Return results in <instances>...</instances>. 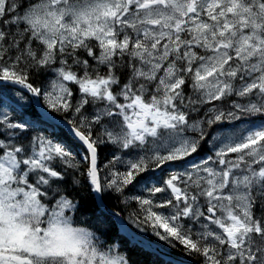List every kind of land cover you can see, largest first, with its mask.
<instances>
[{"label":"snow or ice","instance_id":"1","mask_svg":"<svg viewBox=\"0 0 264 264\" xmlns=\"http://www.w3.org/2000/svg\"><path fill=\"white\" fill-rule=\"evenodd\" d=\"M0 264H264V0H0Z\"/></svg>","mask_w":264,"mask_h":264},{"label":"trees","instance_id":"2","mask_svg":"<svg viewBox=\"0 0 264 264\" xmlns=\"http://www.w3.org/2000/svg\"><path fill=\"white\" fill-rule=\"evenodd\" d=\"M126 240L127 238L122 237V242H126ZM129 251H130V254H134L135 257L139 260L149 261L153 258L151 255V251L147 249L140 250V249L130 248Z\"/></svg>","mask_w":264,"mask_h":264},{"label":"rangeland","instance_id":"3","mask_svg":"<svg viewBox=\"0 0 264 264\" xmlns=\"http://www.w3.org/2000/svg\"><path fill=\"white\" fill-rule=\"evenodd\" d=\"M131 226L133 227V230H134V231H136V229H135L134 225H131ZM140 235H143V234H140Z\"/></svg>","mask_w":264,"mask_h":264},{"label":"bare ground","instance_id":"4","mask_svg":"<svg viewBox=\"0 0 264 264\" xmlns=\"http://www.w3.org/2000/svg\"><path fill=\"white\" fill-rule=\"evenodd\" d=\"M129 227L133 229V227L131 225H129Z\"/></svg>","mask_w":264,"mask_h":264}]
</instances>
